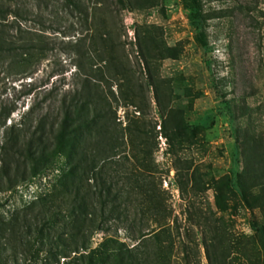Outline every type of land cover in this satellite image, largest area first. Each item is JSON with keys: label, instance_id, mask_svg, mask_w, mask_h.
Returning <instances> with one entry per match:
<instances>
[{"label": "rangeland", "instance_id": "1", "mask_svg": "<svg viewBox=\"0 0 264 264\" xmlns=\"http://www.w3.org/2000/svg\"><path fill=\"white\" fill-rule=\"evenodd\" d=\"M202 3L203 13L209 14L206 47L196 40L197 29L183 0H154L141 7L128 0L114 17L145 112L142 117L133 105L115 104L123 125L126 113L139 117L143 132L135 144L127 145L124 174L139 172L140 184L152 181L150 188L162 204L147 209L131 226L108 222V229L96 232L90 244L102 248L106 236H115L119 244L110 248L122 249L132 264H264V235L254 226L264 224V0ZM41 14L42 22L33 13L21 14L16 22L23 28H44L58 42L80 34L77 11L50 4ZM7 16L9 21L14 18L12 12ZM148 39L150 50H142ZM57 46L32 76L5 71L0 63V104L18 105L7 125L37 92L41 96L52 87H71L76 57L64 43ZM31 81L38 91L24 94ZM213 84L219 85L223 98ZM113 89L118 94L116 81ZM135 154L143 158L141 163ZM63 161L15 189L0 191V215L8 218L50 192ZM240 174L247 178L244 186L252 187L249 204L241 196ZM136 204L128 205L129 219L136 208L146 207ZM158 213L166 214L163 226ZM140 230L151 233L138 238ZM45 257L42 251L37 262L22 259L18 264H43ZM65 259L60 256L54 264Z\"/></svg>", "mask_w": 264, "mask_h": 264}, {"label": "trees", "instance_id": "2", "mask_svg": "<svg viewBox=\"0 0 264 264\" xmlns=\"http://www.w3.org/2000/svg\"><path fill=\"white\" fill-rule=\"evenodd\" d=\"M33 1L36 4L0 0V63L4 70L32 76L49 51L64 43L76 57L75 71L71 87L63 91L52 87L41 96L37 92L10 125L7 118L18 105L0 104V191L15 189L64 161L50 192L16 209L8 218L0 215V264H9V260L18 264L22 259L37 262L42 251L46 254L43 264L59 262L60 256L66 258L63 264H132L122 249L113 252L110 248L119 244L115 236H106L102 248L94 249L90 244L96 232L108 229V222L131 226L147 209L162 204V198L150 188L152 181L140 184L139 172L124 174V160H129L127 145L135 144L143 132L139 117L130 118L126 113L128 121L123 125L125 120L117 116L115 104L122 102L126 108L133 105L142 117L145 115L124 43L114 26L116 11L125 9L128 0ZM151 1L135 0L139 7ZM50 4L78 12V36L58 42L44 28H23L16 22L18 16L27 13L42 22L41 13ZM183 5L196 26L197 42L206 47L209 14L203 13L202 0H183ZM9 12L12 21L7 18ZM150 43L144 40L141 49L150 50ZM115 81L118 94L113 89ZM38 87L31 81L24 94ZM213 89L218 97H224L218 84H213ZM156 98L159 101L158 85ZM168 115L170 119L172 115ZM143 152L147 157L150 154V150ZM140 158L135 154L136 162L141 163ZM239 176L242 199L249 204L252 187L244 186L245 175ZM142 191L146 196L143 200L139 197ZM133 202L146 207L136 208L129 219L128 205ZM158 216L160 225H165L166 214ZM254 226L264 235V224ZM150 233L140 230L138 238Z\"/></svg>", "mask_w": 264, "mask_h": 264}]
</instances>
